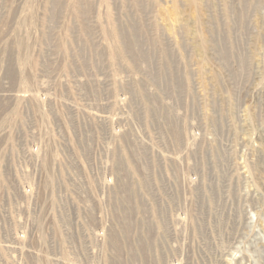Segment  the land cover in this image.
Returning a JSON list of instances; mask_svg holds the SVG:
<instances>
[{
    "label": "rangeland",
    "instance_id": "rangeland-1",
    "mask_svg": "<svg viewBox=\"0 0 264 264\" xmlns=\"http://www.w3.org/2000/svg\"><path fill=\"white\" fill-rule=\"evenodd\" d=\"M37 99L41 255L104 164L102 264H264V0H0V144Z\"/></svg>",
    "mask_w": 264,
    "mask_h": 264
},
{
    "label": "built area",
    "instance_id": "built-area-1",
    "mask_svg": "<svg viewBox=\"0 0 264 264\" xmlns=\"http://www.w3.org/2000/svg\"><path fill=\"white\" fill-rule=\"evenodd\" d=\"M41 105V100L37 99L31 111L26 104L21 106L17 115L19 119L14 121L15 124L19 122L21 125L15 126L11 131L15 144H0V264H40L44 260L50 264H81L88 260L91 254H99L100 257L99 263L91 264H102L106 256V228L101 224L100 218L98 231L91 230L90 233L89 223L96 219V213L92 214L89 186L92 187L96 182L99 184V181L103 180L104 164H99V169L94 170L92 176L84 181L86 185L82 190L81 225L74 230L69 226L71 223L69 214L64 215L60 212L61 220L64 218L67 220L64 225L65 232L58 239V244L51 251L49 258L39 253L40 248L43 250V233L40 225L29 220L31 216L27 203L34 198L38 199V193L33 185H43V147L41 131L37 129ZM33 117L34 122L31 120ZM79 149L87 153L86 159H92L85 146L77 147L68 159L70 174L74 173V168L77 172L85 173L82 164L84 156L77 155ZM92 149L91 147V151ZM93 152H96V149H93ZM56 175L59 177L58 172ZM57 180L61 183L59 178ZM103 196L104 192L98 195L100 217ZM92 245L99 248V253L91 251Z\"/></svg>",
    "mask_w": 264,
    "mask_h": 264
}]
</instances>
